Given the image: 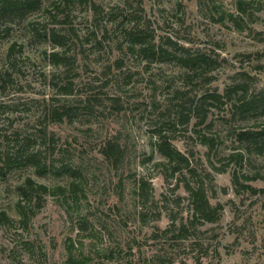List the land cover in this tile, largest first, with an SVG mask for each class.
<instances>
[{
	"label": "rangeland",
	"instance_id": "obj_1",
	"mask_svg": "<svg viewBox=\"0 0 264 264\" xmlns=\"http://www.w3.org/2000/svg\"><path fill=\"white\" fill-rule=\"evenodd\" d=\"M37 2L0 17V211L9 221L0 223V264H67L68 250L85 264H264V191L244 188L264 189V152L230 155L245 147L241 129L264 127V112L242 118V92L225 95L237 85L246 98L264 93V0ZM51 30L62 46L46 38ZM127 33L170 55L204 54L213 79L145 56ZM205 90L224 95L205 123L191 113L181 121ZM63 104L70 115L57 120ZM160 129L192 175L170 176ZM199 129L216 139L211 152ZM108 142L117 158L103 154ZM26 152L48 172L19 164ZM66 165L75 174L60 171ZM29 179L48 190L25 199ZM186 182L219 205L215 221L193 215Z\"/></svg>",
	"mask_w": 264,
	"mask_h": 264
},
{
	"label": "trees",
	"instance_id": "obj_2",
	"mask_svg": "<svg viewBox=\"0 0 264 264\" xmlns=\"http://www.w3.org/2000/svg\"><path fill=\"white\" fill-rule=\"evenodd\" d=\"M39 0H0V17H16L19 14L23 13L27 8L32 7L33 4H37ZM47 39L51 40L55 45L62 46L64 44V37L57 35L54 30L45 33ZM127 37L129 41V46L135 47L139 50L140 53L145 56H160L161 58H172L175 61H179L186 69L187 77L193 76H205V82L210 83L213 79L212 75H207L206 67L209 66L210 59L201 53H190L188 48H180L181 52L179 55H176L174 52H171V55L168 51L162 49L161 47H155L153 41L147 40L144 36L139 35L137 33H127L124 35ZM52 60L57 64L63 62V57H60L57 52H52L50 54ZM67 86V85H66ZM63 93L69 94L67 87L62 86ZM231 92H242L241 99L239 98V102L234 105L235 113L239 114L242 118H245L248 114L254 113L257 111L264 112V93H260L257 97L246 98L244 96L246 94V90L243 89L241 85H237L232 89H229L225 92V95H230ZM243 92L245 94H243ZM61 93V92H60ZM223 93L219 94L215 91L209 92L205 90L200 93V95L196 96L197 98L194 101H190L189 103V114L180 116L181 121L182 117L184 118V122L187 124L190 120L191 115L197 118L196 125H202L205 123L208 114V107L216 105V101L220 100V97H223ZM70 109L66 104L61 105L59 109H55L53 115L57 117V120H61L62 117H68L70 114ZM191 113V115H190ZM206 125V124H205ZM160 129L157 131L156 138V149L158 153L166 159V164L170 170V176H173L175 173L184 174L183 170L193 174V169H191L189 165V159L183 153H181L175 146L171 144L169 139L164 135ZM198 132V140L199 142L205 146L208 152H211L215 148V138L212 136L206 135V133H201L200 129ZM237 139L241 142H245V147L243 150L237 151L235 153H231V156L238 157V159L242 160L243 154H245L251 147L255 148L259 153L264 152V127L258 130H248L241 129L237 133ZM102 152L105 156L111 157L119 156V149L115 147V145L110 144L109 142L103 147ZM19 164L29 165L35 167L36 171L39 174L44 175L48 172L49 167L46 165H41L39 160L36 158L35 154L26 152L23 160ZM64 170L66 173L75 174L73 167L70 165H66L61 168L60 171ZM58 171V170H57ZM232 181L234 184L238 183V178L233 175ZM29 186V191L25 188L21 189V195L25 199H29L31 194H37L39 192H46L48 189L46 186L42 184H35L30 179L27 181ZM185 190L188 192V198L190 200V205L192 208L193 215L196 218H201L203 221L212 222L215 221L218 215L219 205H212L206 195L205 187L199 183L197 185H190L189 182H186L184 185ZM244 188L250 191V193L255 194L259 191H264V189H256L251 185H245ZM19 214L21 218H26V214L24 211L19 210ZM34 214V213H32ZM9 222L6 214L3 211H0V223ZM184 228H180L183 230ZM67 264H85L84 258H77L72 250H68Z\"/></svg>",
	"mask_w": 264,
	"mask_h": 264
}]
</instances>
